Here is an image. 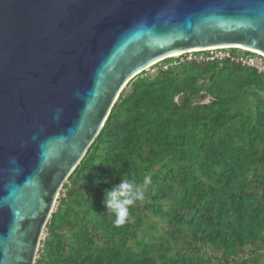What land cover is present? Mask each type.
<instances>
[{
  "label": "trees",
  "instance_id": "16d2710c",
  "mask_svg": "<svg viewBox=\"0 0 264 264\" xmlns=\"http://www.w3.org/2000/svg\"><path fill=\"white\" fill-rule=\"evenodd\" d=\"M160 63L119 94L63 184L34 264H204L203 247L222 264H264V74ZM199 93L200 104L175 101ZM146 175L144 200L116 225L104 191ZM247 247L252 256L236 261Z\"/></svg>",
  "mask_w": 264,
  "mask_h": 264
},
{
  "label": "water",
  "instance_id": "95a60500",
  "mask_svg": "<svg viewBox=\"0 0 264 264\" xmlns=\"http://www.w3.org/2000/svg\"><path fill=\"white\" fill-rule=\"evenodd\" d=\"M225 46L264 54V0H0V264H34L63 184L130 80Z\"/></svg>",
  "mask_w": 264,
  "mask_h": 264
},
{
  "label": "clouds",
  "instance_id": "9594fccd",
  "mask_svg": "<svg viewBox=\"0 0 264 264\" xmlns=\"http://www.w3.org/2000/svg\"><path fill=\"white\" fill-rule=\"evenodd\" d=\"M150 183L151 178L147 175L144 176L142 183L135 179H122L119 184H114L104 191L105 207L115 213L116 225H123L129 220L130 208L144 200Z\"/></svg>",
  "mask_w": 264,
  "mask_h": 264
},
{
  "label": "built area",
  "instance_id": "2783aa9c",
  "mask_svg": "<svg viewBox=\"0 0 264 264\" xmlns=\"http://www.w3.org/2000/svg\"><path fill=\"white\" fill-rule=\"evenodd\" d=\"M231 48H235L238 51L231 52L230 51ZM178 56L183 57L180 60H178L179 63L211 62V61H216L221 63L223 61H227L231 64L240 65L242 67L254 68L258 72L264 74V61H262L261 59V57L263 56L253 51H249V50L247 51L237 47H210V48L198 49V50L194 49L183 52Z\"/></svg>",
  "mask_w": 264,
  "mask_h": 264
},
{
  "label": "rangeland",
  "instance_id": "374dc122",
  "mask_svg": "<svg viewBox=\"0 0 264 264\" xmlns=\"http://www.w3.org/2000/svg\"><path fill=\"white\" fill-rule=\"evenodd\" d=\"M257 54H259V53H257ZM259 55L263 56V57H261V59L263 61L264 60V55H262V54H259ZM174 58H177L178 60H180L183 57L182 56H177V57L174 56ZM160 65H161L160 62L152 65L147 70H145L146 74H154L156 72L157 68ZM184 248H187V246H185ZM248 249H249V247H247L242 254H238V257L236 258V261L240 262L242 258H248V257L252 256V254L248 252ZM263 252H264V249H262L261 251H258L259 254H263ZM199 256H201V258L204 261L208 260V262L204 263V264H222L223 263L221 261V259H220V254L215 252V251H213L210 248H207V247L206 248L203 247V248H201L199 250ZM262 261H264V257L263 256H262Z\"/></svg>",
  "mask_w": 264,
  "mask_h": 264
},
{
  "label": "bare ground",
  "instance_id": "6f19581e",
  "mask_svg": "<svg viewBox=\"0 0 264 264\" xmlns=\"http://www.w3.org/2000/svg\"><path fill=\"white\" fill-rule=\"evenodd\" d=\"M225 47H228V46H225ZM234 47H237V48H240V49H244V50H249V51H253V52H255V53H259V54H261L260 52H258V51H255V50H251V49H246V48H243V47H240V46H234ZM195 50H198V49H195ZM180 53H174V54H171L170 56H178ZM262 55H264V54H262ZM162 59V58H161Z\"/></svg>",
  "mask_w": 264,
  "mask_h": 264
}]
</instances>
